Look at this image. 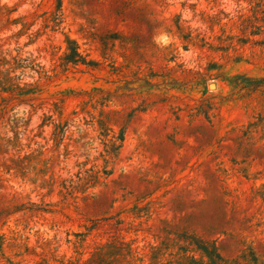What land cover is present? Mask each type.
Here are the masks:
<instances>
[{
  "label": "rangeland",
  "instance_id": "1",
  "mask_svg": "<svg viewBox=\"0 0 264 264\" xmlns=\"http://www.w3.org/2000/svg\"><path fill=\"white\" fill-rule=\"evenodd\" d=\"M0 264H264V0H0Z\"/></svg>",
  "mask_w": 264,
  "mask_h": 264
}]
</instances>
